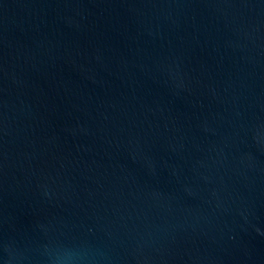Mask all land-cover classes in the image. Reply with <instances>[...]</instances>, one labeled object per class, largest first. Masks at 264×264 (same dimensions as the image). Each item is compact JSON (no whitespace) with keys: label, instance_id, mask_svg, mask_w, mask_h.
Returning <instances> with one entry per match:
<instances>
[{"label":"water","instance_id":"95a60500","mask_svg":"<svg viewBox=\"0 0 264 264\" xmlns=\"http://www.w3.org/2000/svg\"><path fill=\"white\" fill-rule=\"evenodd\" d=\"M0 264H264V0H0Z\"/></svg>","mask_w":264,"mask_h":264}]
</instances>
